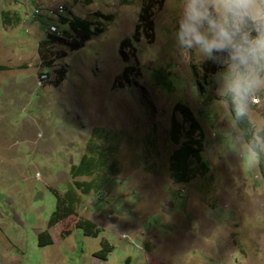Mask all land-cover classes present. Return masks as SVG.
Here are the masks:
<instances>
[{
  "label": "rangeland",
  "instance_id": "obj_1",
  "mask_svg": "<svg viewBox=\"0 0 264 264\" xmlns=\"http://www.w3.org/2000/svg\"><path fill=\"white\" fill-rule=\"evenodd\" d=\"M148 4L154 39L143 36L123 59L121 43ZM187 5L0 0V264H264V178L230 110L228 56L209 71L211 56L178 41ZM60 6L62 13L44 12ZM61 17L102 22L103 31L74 50ZM47 34L60 39L48 47L44 66L39 44ZM128 66L139 74L117 87ZM179 102L202 127L209 166L188 183H175L169 170L178 146L168 133ZM245 115L255 132L264 129V88L253 92ZM93 129L120 136L117 175L108 172L101 191L77 189L75 213L50 225L56 192L62 197L73 182L92 180L72 177L70 168ZM80 220L98 235L76 229ZM42 232L52 245H39ZM107 247L106 259L98 257Z\"/></svg>",
  "mask_w": 264,
  "mask_h": 264
},
{
  "label": "trees",
  "instance_id": "obj_2",
  "mask_svg": "<svg viewBox=\"0 0 264 264\" xmlns=\"http://www.w3.org/2000/svg\"><path fill=\"white\" fill-rule=\"evenodd\" d=\"M152 7L153 5L151 4L142 7L134 35L131 38L122 41L120 54L123 59H127L125 51L130 49L136 50L135 45L140 42L143 36L150 42L153 41L154 21ZM97 16L108 21L112 19L111 15L105 16L100 12L97 13ZM61 24L67 26L63 33L70 39H73V41L70 42V45L74 50L84 47L92 37L99 35L103 31L102 22H99L96 26V24H93L88 20L76 17H61ZM59 39L58 36L47 34L39 44V56L44 66L47 62L46 51L48 47L59 41ZM222 55H227V53L223 51H214L210 59L204 64L206 70L210 71L211 69L215 71L218 68L217 63H220L218 62L219 56L222 57ZM3 69H5V67L0 65V70ZM59 72L62 74L64 70L62 69ZM138 74L139 70L135 67H126L116 78V86L118 84L117 87L123 88L125 84L130 82L131 76ZM229 104L232 116L241 128L249 147L257 154L260 173L264 178V154L259 142L255 138V136H257V138L264 143V129L255 132L252 123L246 115L239 117L236 115L233 96L229 98ZM179 116L182 120L179 119ZM168 138L178 146L171 154L169 163V170L173 181L175 183H188L198 177H205L209 172V166L202 158V127L195 114L184 103L179 102L173 108ZM120 139L121 138L118 134H113L112 132L100 129L92 130L91 138L86 145V151L83 157L78 164H73L70 168V174L72 177L78 178L86 176L92 177V180L73 182L72 186L67 189L62 197L56 192L57 207L50 218V225H54L60 220L75 213L80 199L77 195V189L83 190V192H89L92 189L101 191L104 184L108 181L106 178L107 173L111 172L112 174L117 175L114 155L117 151ZM110 161L113 162L110 163ZM100 172L103 174L100 175ZM76 229L82 230L83 233L88 236H96L99 233L98 228L90 221L80 220L76 224ZM52 243L53 239L47 232L39 234L40 246L45 247L52 245ZM108 249L109 248L107 247L105 251L98 252L97 256L106 259L105 252L108 251Z\"/></svg>",
  "mask_w": 264,
  "mask_h": 264
},
{
  "label": "clouds",
  "instance_id": "obj_3",
  "mask_svg": "<svg viewBox=\"0 0 264 264\" xmlns=\"http://www.w3.org/2000/svg\"><path fill=\"white\" fill-rule=\"evenodd\" d=\"M177 39L209 57L227 53L235 112L245 115L253 92L264 88V0H188Z\"/></svg>",
  "mask_w": 264,
  "mask_h": 264
},
{
  "label": "built area",
  "instance_id": "obj_4",
  "mask_svg": "<svg viewBox=\"0 0 264 264\" xmlns=\"http://www.w3.org/2000/svg\"><path fill=\"white\" fill-rule=\"evenodd\" d=\"M63 7L60 6L58 9H49V11H44L49 17L56 14V12L62 13ZM38 12V11H37ZM40 13V12H39Z\"/></svg>",
  "mask_w": 264,
  "mask_h": 264
},
{
  "label": "crops",
  "instance_id": "obj_5",
  "mask_svg": "<svg viewBox=\"0 0 264 264\" xmlns=\"http://www.w3.org/2000/svg\"><path fill=\"white\" fill-rule=\"evenodd\" d=\"M28 86H29L28 84H24V86L22 87L27 88ZM19 87H21V85H19Z\"/></svg>",
  "mask_w": 264,
  "mask_h": 264
},
{
  "label": "bare ground",
  "instance_id": "obj_6",
  "mask_svg": "<svg viewBox=\"0 0 264 264\" xmlns=\"http://www.w3.org/2000/svg\"><path fill=\"white\" fill-rule=\"evenodd\" d=\"M46 11H49V9H48V10H46Z\"/></svg>",
  "mask_w": 264,
  "mask_h": 264
}]
</instances>
